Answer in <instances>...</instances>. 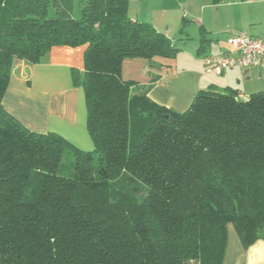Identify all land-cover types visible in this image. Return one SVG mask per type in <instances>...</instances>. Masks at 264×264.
Segmentation results:
<instances>
[{
  "label": "trees",
  "instance_id": "1",
  "mask_svg": "<svg viewBox=\"0 0 264 264\" xmlns=\"http://www.w3.org/2000/svg\"><path fill=\"white\" fill-rule=\"evenodd\" d=\"M128 4L0 0V264H223L230 224L246 249L264 239V91H199L181 114L157 105L122 64L181 49ZM59 46L85 47L72 85L91 152L3 107L13 61L38 65Z\"/></svg>",
  "mask_w": 264,
  "mask_h": 264
},
{
  "label": "crops",
  "instance_id": "2",
  "mask_svg": "<svg viewBox=\"0 0 264 264\" xmlns=\"http://www.w3.org/2000/svg\"><path fill=\"white\" fill-rule=\"evenodd\" d=\"M146 1L154 0H138L140 3ZM128 5L130 18L152 24L176 46L177 39L180 42L186 40L182 37L180 27L178 28L179 24L175 23L177 28H173V31L165 22L155 23V18L151 19L149 13L141 12L145 9L144 5L138 7L139 11H136L137 7H132L130 0ZM228 6L248 8L243 19L233 26L232 32L264 40V0H232ZM164 16L165 14L162 16L165 19ZM201 28L208 32L204 24ZM200 40V44L198 47L195 45L194 49H181L175 60L148 63L126 59L122 64V79L144 88L146 95L157 105L180 114L190 108L199 91L223 93L224 90L233 89L238 91L242 101H248L250 95L264 91V62L248 69H229L221 76L205 74L203 58L207 55L227 54L231 48L227 43L220 45L207 41L202 43ZM84 53L85 47L59 46L52 47L44 62L38 65L14 60L9 86L2 101L7 113L30 132L57 134L76 149L91 152L94 144L86 123L85 93L83 88L72 85V71L83 73ZM176 60L185 69L178 72L173 70L171 63ZM181 77H187L184 84L179 81ZM227 233L223 264H264V239L246 249L241 245L232 224L228 226Z\"/></svg>",
  "mask_w": 264,
  "mask_h": 264
},
{
  "label": "rangeland",
  "instance_id": "3",
  "mask_svg": "<svg viewBox=\"0 0 264 264\" xmlns=\"http://www.w3.org/2000/svg\"><path fill=\"white\" fill-rule=\"evenodd\" d=\"M130 1L133 8L137 7L136 11L138 7L144 5L145 9L143 8L141 12L144 11L143 13H149L151 19L155 18V23L163 21L169 25V29L173 31L177 28L175 25L179 24L178 28L180 27V30L184 29L182 37L186 38V40L180 42L178 41L179 39H177V47L186 51L194 49L193 47L195 45L198 47L200 44L198 40L202 37H204V41L207 42L219 43L220 45L226 44V39H228L229 36L235 35V32H232L233 26L243 19L248 9L245 7L240 9L239 7L228 6V3L232 2V0H154L141 3L138 2V0ZM218 4L222 6H217ZM139 10L140 9H138V11ZM164 14L165 19L162 17ZM202 24H204L205 28L208 30V32L205 31L206 33H204L203 36L201 35ZM171 64L173 70L177 72L185 69L183 68L184 65L177 60ZM170 73H172V71H170ZM185 79H187V77H181V80H179L181 84L186 82ZM73 161L74 155L69 151L62 162L63 168L59 174L60 176L67 178L73 176Z\"/></svg>",
  "mask_w": 264,
  "mask_h": 264
},
{
  "label": "built area",
  "instance_id": "4",
  "mask_svg": "<svg viewBox=\"0 0 264 264\" xmlns=\"http://www.w3.org/2000/svg\"><path fill=\"white\" fill-rule=\"evenodd\" d=\"M231 50L224 55H207L203 58L205 74L221 76L233 68L248 69L264 62V40L246 34L228 37Z\"/></svg>",
  "mask_w": 264,
  "mask_h": 264
},
{
  "label": "water",
  "instance_id": "5",
  "mask_svg": "<svg viewBox=\"0 0 264 264\" xmlns=\"http://www.w3.org/2000/svg\"><path fill=\"white\" fill-rule=\"evenodd\" d=\"M172 123L174 124V123H176V121L175 120H172Z\"/></svg>",
  "mask_w": 264,
  "mask_h": 264
}]
</instances>
